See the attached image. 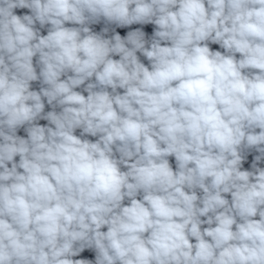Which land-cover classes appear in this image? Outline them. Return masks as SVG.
<instances>
[{
	"label": "clouds",
	"instance_id": "9594fccd",
	"mask_svg": "<svg viewBox=\"0 0 264 264\" xmlns=\"http://www.w3.org/2000/svg\"><path fill=\"white\" fill-rule=\"evenodd\" d=\"M0 264H264V0H0Z\"/></svg>",
	"mask_w": 264,
	"mask_h": 264
}]
</instances>
